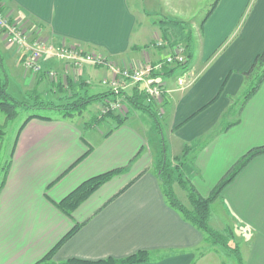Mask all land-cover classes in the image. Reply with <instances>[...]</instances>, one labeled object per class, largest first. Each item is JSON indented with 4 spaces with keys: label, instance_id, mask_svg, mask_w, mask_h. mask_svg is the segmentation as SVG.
<instances>
[{
    "label": "crops",
    "instance_id": "obj_1",
    "mask_svg": "<svg viewBox=\"0 0 264 264\" xmlns=\"http://www.w3.org/2000/svg\"><path fill=\"white\" fill-rule=\"evenodd\" d=\"M180 1L185 5L186 0ZM175 4V0H1L0 13L39 28L54 43L77 45L119 66L160 62L174 46L184 44L188 69L157 79L165 91V102L157 108L170 165L178 166L191 148L192 157L182 171L207 198L245 155L264 146V82L243 102L248 93L243 73L264 51V0H219L200 24L185 14L184 5ZM176 28L188 30L182 41L175 38ZM160 36L168 47L155 46ZM0 45L6 66L16 67L25 82L26 96L38 92L57 98L56 82L51 80L47 91L43 84L46 71L58 69L62 62L44 58L39 62L42 71L35 74L1 32ZM66 67L70 75L65 79L85 89L77 92L90 94L95 86L102 88L99 93L110 91L101 85L113 78L108 67L85 66L78 74ZM8 91L13 95L12 89ZM91 122L87 126L92 132L86 136L87 123L34 118L16 138L0 193V264H36L76 223L81 228L57 251L53 264L121 259L139 251L157 252L155 261L143 264H228L233 255L205 242L203 232L168 204L157 174L163 148L153 118L131 109L118 129L113 125L101 131ZM89 146L90 155L69 171ZM123 168L129 171L102 186L72 218L55 206L85 181ZM175 189L182 188L176 183ZM231 218L245 237L243 263L264 264V155L245 166L212 203L214 230L225 233Z\"/></svg>",
    "mask_w": 264,
    "mask_h": 264
},
{
    "label": "trees",
    "instance_id": "obj_2",
    "mask_svg": "<svg viewBox=\"0 0 264 264\" xmlns=\"http://www.w3.org/2000/svg\"><path fill=\"white\" fill-rule=\"evenodd\" d=\"M1 1V0H0ZM219 0H216L208 12V15L212 13L218 4ZM1 12V8H0ZM188 45H190L191 34H188ZM2 59V58H1ZM189 62L185 64H180L177 66L169 67L164 66V68L157 73L153 74L154 79L159 77H171L179 69L185 71L188 69ZM3 67V65H2ZM247 85L252 84V88L248 90V93L243 99L246 103L247 100L252 97L256 91L259 89L261 84L264 82V51L259 54L250 70L244 72ZM256 80V83L254 84ZM254 84V85H253ZM251 87V86H250ZM58 97L56 99L45 98L42 94L38 92H32L30 95L31 102L24 101L21 102L14 98L8 91V81H4L1 78L0 73V114H4L8 120L15 119L19 115V110L24 109L28 112H32L28 118L25 120L21 126L17 137L20 135L21 131L24 129L25 125L34 118L54 121V120H74L78 116H82L84 112L87 111L90 105L94 103H100L103 105L105 102L114 101L117 95L110 91L90 95L86 91L83 93L77 92V89H83V85L79 84L73 80H69L66 84L56 83L55 85ZM80 90V89H79ZM129 107L135 110H142L148 113L156 122L157 129L160 132L161 138L162 124L160 122L159 115L153 105H149L146 101V95L140 86L132 88L131 93L122 92ZM44 111V112H42ZM49 112V113H48ZM128 114L122 117L119 114L108 113L106 115H101V113L92 117L91 125L97 127L112 120L115 124L114 129L121 127L127 120ZM113 130L109 131L107 136L111 135ZM5 131L0 126V140L5 137ZM162 152L157 167V174L159 180L161 181L163 193L166 197L168 204L181 214L183 219L195 227L205 235V242L210 243L215 246H220L224 248L227 252L232 254L236 259L238 264H244L241 252L238 248H233L230 244L231 236L225 233L218 232L214 230L210 225L211 219V205L215 202L221 195L224 188L239 174V172L247 166L254 158L264 155V146L252 149L247 155H245L239 163L231 170V172L220 182L212 194L205 198L201 196L196 189L190 184L184 174L181 172L180 167L182 164H186L191 156V148H187L183 153V156L179 159L178 166H171L168 162L166 143L164 138H162ZM93 148L89 146L88 152L83 156L74 166L69 170L71 171L79 163H81L85 158H87L92 152ZM11 166V161H9L4 166L0 167V193L5 186L7 175ZM129 171L128 168L112 170L107 173L93 177L84 183H82L76 190L69 194L65 199L59 203H55V206L66 216L72 218L73 212L87 199H89L94 193H96L102 186L109 183L113 178L118 175L125 174ZM68 173V172H67ZM60 180V179H59ZM57 180V181H59ZM57 183V182H55ZM53 183L52 185H54ZM130 182L127 187L132 185ZM178 183L180 187L186 191L190 207L184 205L175 194V184ZM122 192V191H121ZM81 225L76 223L73 230L67 234L43 259H41L36 264H53L52 259L57 253V251L72 237L74 236ZM157 252L150 251H139L133 255L125 258H107L98 261H88L81 259H70L64 264H143L155 261ZM204 253H202L203 255Z\"/></svg>",
    "mask_w": 264,
    "mask_h": 264
},
{
    "label": "built area",
    "instance_id": "obj_3",
    "mask_svg": "<svg viewBox=\"0 0 264 264\" xmlns=\"http://www.w3.org/2000/svg\"><path fill=\"white\" fill-rule=\"evenodd\" d=\"M0 32L8 45L25 57L26 66L36 74L42 71L39 62L44 58L65 61L74 69H81L86 65L108 67L113 73V78L112 80L104 79L102 85L114 92L117 98L101 105V115L115 113L121 114L122 117L126 116L129 113V105L122 92L136 86H140L144 91L149 105L155 108L162 106L165 102V91L157 79H154L153 74L160 72L164 66L173 67L188 61L185 49L174 46L172 52L160 62L119 66L100 54L85 52L77 45L54 43L43 37L39 28L13 22L2 13H0ZM156 46L165 48L169 46V42L159 39ZM49 76L53 82L62 83L56 72L49 71ZM66 81L65 79L62 84H66Z\"/></svg>",
    "mask_w": 264,
    "mask_h": 264
},
{
    "label": "rangeland",
    "instance_id": "obj_4",
    "mask_svg": "<svg viewBox=\"0 0 264 264\" xmlns=\"http://www.w3.org/2000/svg\"><path fill=\"white\" fill-rule=\"evenodd\" d=\"M175 1H176L175 5H177L178 7L179 6L183 7L184 4L182 5L181 1L180 2H178V0H175ZM215 1L216 0H186V1H184V3H185V5H184L185 14L186 15H193L194 17H196L195 20H197L198 24H200L201 19H203L204 16L211 10V8H212V6H213ZM163 5L166 6L167 4L164 3ZM171 27H172V30H173L174 27L173 26H171ZM189 27H190V25L188 23L187 28L189 29ZM187 28H184L183 31L181 30V28H176L177 36L175 38L179 37V40L182 41L181 39H184V37H186L187 31H188ZM182 33H185V34H184V36L181 37ZM161 37L162 36H160L158 39H163ZM170 38H171L170 39L171 41L174 40V38L172 36H170ZM1 46L2 45H0V73H1V78L4 81H6V80L8 81V90L12 89V93L14 95V96L13 95L12 96L14 98H16L17 100H19L21 102H24V101L31 102L30 96H32V95L28 94L26 96L25 89H26L27 86H26L25 82L18 77V74L16 72L17 68L14 67V66L13 67L12 66L11 67L10 66H6L8 64V62H6L5 59H4V56H3L4 54H3V51L1 50L2 49ZM155 46H156V44H155ZM184 46H185L184 44L181 45V47H183V48H184ZM185 56H186V54H185ZM58 61L62 62L63 64L59 65L58 69H56V70L52 69V71L57 73V76L59 77V80L63 83L65 78H67L66 76H68L70 74L67 71L68 70L67 67H66L67 63L65 61H62V60H58ZM188 62H189V60H188ZM2 65H3V67H2ZM86 66H92V65H86ZM8 67H10V68H8ZM69 67L70 68H74V67H71V66H69ZM93 67L95 69L97 66H93ZM83 68H81V69H83ZM97 68L98 69H103V67H97ZM81 69L80 68L79 69H75V70H78V71H76L77 74H78V72L82 71ZM79 70H81V71H79ZM45 74H46L47 77H46V83L43 84V87H44V90L47 91V90H49L50 87L52 88V85H51V80L52 79L49 76V72L48 71H46ZM96 77L100 78L99 76H96ZM96 81H98V80L95 79L94 82H96ZM103 81L104 80L101 81V85H102ZM67 82L68 81H66V83ZM255 83H256V80H255L254 84ZM103 87H105V86H103ZM252 87H253L252 84L249 83L246 86V89L250 90ZM101 90H102L101 87L95 86L94 88L91 89L92 92L90 94L91 95L92 94H97V93L101 92ZM47 94H48V92H47ZM56 96L58 97V94H56ZM160 107L161 106H159L158 108H160ZM158 108L156 109V111H157V113L159 115V109ZM130 110H131V108L129 107V111ZM42 112H44V111H42ZM100 112H101L100 103H94V104L89 106L87 111L84 112V114L82 116L76 117L74 119V122L77 123V124H83V125H85V123H87L85 125V127H84V130H85L86 136H89L91 134L92 130L89 129L87 125L90 122V120L92 119V117L97 115V114H99ZM31 113L32 112H28V111H26L24 109H20L19 110V115L15 119H12V120H8L7 117L4 114H0V126L6 133L5 137L0 140V167L4 166L5 164H7L10 161L11 152H12V149L14 147L18 132H19L21 126L23 125V123L25 122V120L28 118V116ZM159 118H160V122L163 123V119L161 117H159ZM108 122L104 123L103 125H99L98 129L101 130V131H104V130H107V129L109 130L110 127L115 124L112 120H108ZM153 123L156 124L154 119H153ZM97 132H98V130H96V133ZM96 133H95V135L98 136V134H96ZM162 138H164V140H165L164 136ZM194 153H196L195 148H194ZM168 162H169V158H168ZM184 165L185 164H182V166H184ZM180 169H181V172L183 173L182 167H180ZM175 194H176L177 198L184 205L190 207L188 196H186L187 193H184L182 189H175ZM230 221H231V225L225 226V227H228V230L225 232V234L231 236V240H230L231 246L233 248H238L240 250V252H241L242 246L245 245V237L243 236L242 230L239 228V225L236 224L235 220L233 218H231ZM227 223H225V224L227 225ZM205 247L208 248V246H205ZM225 260L227 261L226 257H225ZM227 262H228V264H237V259L233 256L232 258L228 259Z\"/></svg>",
    "mask_w": 264,
    "mask_h": 264
}]
</instances>
